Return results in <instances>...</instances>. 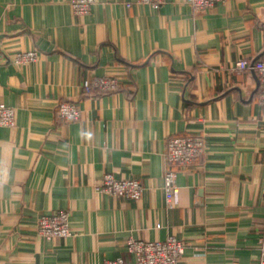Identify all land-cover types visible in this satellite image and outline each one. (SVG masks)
Listing matches in <instances>:
<instances>
[{"label": "crops", "instance_id": "crops-1", "mask_svg": "<svg viewBox=\"0 0 264 264\" xmlns=\"http://www.w3.org/2000/svg\"><path fill=\"white\" fill-rule=\"evenodd\" d=\"M0 0V264H103L125 240L185 244L180 264H257L264 238V0H228L195 14L185 0ZM36 53L16 65L11 56ZM119 90L83 96L84 80ZM81 120L63 124L59 104ZM198 134L205 151L178 171L165 204L171 137ZM139 180L138 201L97 193L103 174ZM70 213L72 236L46 241L37 220Z\"/></svg>", "mask_w": 264, "mask_h": 264}, {"label": "built area", "instance_id": "built-area-1", "mask_svg": "<svg viewBox=\"0 0 264 264\" xmlns=\"http://www.w3.org/2000/svg\"><path fill=\"white\" fill-rule=\"evenodd\" d=\"M228 0H185L186 4L195 14L213 9ZM165 0H136V4H147L154 9H159ZM93 0H72L71 7L75 16H84L93 6ZM11 61L16 65L34 63L36 53L19 52L11 56ZM252 70L264 85V59L254 62L251 66L245 61L235 64V71ZM83 96H102L112 94L119 90V83L110 77H100L84 80L81 87ZM259 103L264 107V93L259 97ZM57 117L63 124L81 120V110L75 105L61 103L57 108ZM15 124V111L12 108L0 106V127H13ZM205 139L198 134L175 136L168 139L164 152V172L161 179L162 190L166 205L175 199L178 188L175 180L178 171H187L193 167L205 151ZM97 193L129 201H138L143 193L139 180L118 179L112 173L102 175L100 184L95 187ZM70 213L59 210L37 220V234L46 241L56 238L72 236L69 224ZM182 240L173 236L164 241L149 242L135 240L129 237L124 243V252L132 258V264H180L185 251ZM259 260L257 264H264V238L258 244ZM103 264H128L123 257L107 260Z\"/></svg>", "mask_w": 264, "mask_h": 264}]
</instances>
